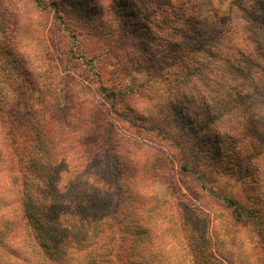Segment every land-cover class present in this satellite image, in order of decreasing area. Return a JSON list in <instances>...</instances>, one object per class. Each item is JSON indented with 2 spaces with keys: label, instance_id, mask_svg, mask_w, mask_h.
<instances>
[{
  "label": "clouds",
  "instance_id": "1",
  "mask_svg": "<svg viewBox=\"0 0 264 264\" xmlns=\"http://www.w3.org/2000/svg\"><path fill=\"white\" fill-rule=\"evenodd\" d=\"M0 264H264V0H0Z\"/></svg>",
  "mask_w": 264,
  "mask_h": 264
}]
</instances>
